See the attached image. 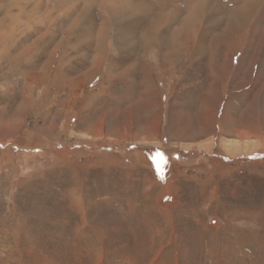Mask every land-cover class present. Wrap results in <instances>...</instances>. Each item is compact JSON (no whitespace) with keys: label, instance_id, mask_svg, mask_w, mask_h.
<instances>
[{"label":"rangeland","instance_id":"rangeland-1","mask_svg":"<svg viewBox=\"0 0 264 264\" xmlns=\"http://www.w3.org/2000/svg\"><path fill=\"white\" fill-rule=\"evenodd\" d=\"M0 76L53 136L0 149V264H264V0H0Z\"/></svg>","mask_w":264,"mask_h":264},{"label":"crops","instance_id":"crops-1","mask_svg":"<svg viewBox=\"0 0 264 264\" xmlns=\"http://www.w3.org/2000/svg\"><path fill=\"white\" fill-rule=\"evenodd\" d=\"M27 85L32 84L23 83L19 77L7 78L0 76V87H4V89H1L4 91L1 92H7L5 98L0 99V124L6 123L8 119V121L11 120L10 124L13 121H20L16 122L18 125L14 122L17 125L14 128L0 131V149H7L8 147L11 153L12 151L24 153L46 152L47 143L53 141L50 131L28 136L30 129L34 131L38 129L32 128L28 121L34 117V114H32L35 113L34 110L39 109L34 106L33 98L27 95ZM35 139H38V143L36 148H33L32 142Z\"/></svg>","mask_w":264,"mask_h":264},{"label":"bare ground","instance_id":"bare-ground-1","mask_svg":"<svg viewBox=\"0 0 264 264\" xmlns=\"http://www.w3.org/2000/svg\"><path fill=\"white\" fill-rule=\"evenodd\" d=\"M194 5V4H193ZM199 6V5H198ZM250 7V6H249ZM198 8V7H197ZM201 9V8H200ZM239 9V8H238ZM237 10V9H236ZM193 13H197V14H199V15H201V12H199L198 11V9L196 10L195 8H194V10L193 11H191L190 12V15L187 17V19H185V21H184V23H183V28L184 29H186V30H188V31H190V33H192V35H195V33H197L196 32V30H197V28H198V25H199V23H197L192 29H190L189 28V18H190V16L193 14ZM236 17H239V25H240V22H241V20H243L242 19V17H241V13H240V11H238L237 12V15H236V13H235V17L234 18H236ZM78 19V18H77ZM169 19V18H168ZM168 19H166L165 18V21H167ZM241 19V20H240ZM152 20V19H151ZM230 20V19H229ZM237 22V21H236ZM243 22V21H242ZM241 22V23H242ZM76 23H78V22H76V19L71 23V25L68 27V29L69 30H73V26L76 24ZM150 24H149V26L148 27H145V30H144V33L140 36V43H141V45H137V46H135L134 47V49H143L144 47H147L148 45H150V42H153L154 40H155V37L157 36V28L160 26V25H163V23H164V21L163 22H161V23H157V20L155 21V20H152V21H150L149 22ZM233 23V22H232ZM231 22L229 23V27L231 26L230 24H232ZM234 24V23H233ZM236 25V24H235ZM237 26V25H236ZM108 28H109V21L108 20H104L102 23H101V26H100V28L98 29V31H97V35L95 36V47H96V50H102V48H103V40H104V36L106 35V30H108ZM179 28V27H178ZM177 28V29H178ZM239 28V27H238ZM179 30V29H178ZM178 30H176L174 33H173V36H172V38H170L169 39V41L167 42V44H169L168 46H171V48H172V50H170V54H174L175 52H176V49H177V47H178V45L179 44H183L185 41H187V40H189V38H187L189 35V32L188 31H186L185 32V34H184V36L181 38V39H177L176 38V34L179 32ZM229 30H231V29H229ZM87 35H86V41H87V45H91V39L93 38L94 39V37H93V34L90 32V30H89V28H88V30H87ZM227 32V31H226ZM47 33H48V31H47ZM229 35H231V34H229ZM123 39H125L123 36H121ZM232 37H233V35H232ZM231 37V38H232ZM119 38V37H118ZM118 38H116V39H118ZM183 39V40H182ZM138 40V39H137ZM124 41V40H123ZM1 42L3 43V39H1ZM137 43H139V41L137 42V41H135L134 42V45H136ZM214 43V42H213ZM58 46H59V44H62V39H60L59 41H58ZM211 44V43H210ZM213 45V44H212ZM139 46L141 47V48H139ZM176 48V49H175ZM60 51V49L58 50V48H56V49H54L53 50V52H52V56H51V59L52 58H54L56 55L58 56V53H60L59 52ZM100 52V51H99ZM98 52V53H99ZM163 55H165V54H163ZM98 59H99V57H97ZM65 59V58H64ZM98 59L96 60V66H97V64L99 65V63H98ZM60 62V61H59ZM149 63V65H148V67H146V66H144V72H145V80L147 79V81H148V83H149V81H153V82H155V79H156V70L154 71L153 69H155V67L157 66V58H155L152 62H148ZM44 65V64H43ZM157 69V68H156ZM143 70V69H142ZM96 71V70H95ZM95 71H94V74H95ZM97 72V71H96ZM41 76V75H40ZM74 80H72L71 82H73ZM143 103H142V106H141V108L142 109H144L145 108V104H144V101H142ZM13 123V122H12ZM11 125V124H10ZM15 125V124H14ZM155 125V124H154ZM17 126V125H16ZM11 127V126H10ZM12 128H14V127H12ZM11 128V129H12ZM8 129V128H7ZM10 131V130H9Z\"/></svg>","mask_w":264,"mask_h":264}]
</instances>
